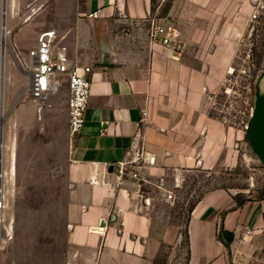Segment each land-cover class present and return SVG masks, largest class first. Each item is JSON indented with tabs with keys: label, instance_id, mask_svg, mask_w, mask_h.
Returning <instances> with one entry per match:
<instances>
[{
	"label": "crops",
	"instance_id": "1",
	"mask_svg": "<svg viewBox=\"0 0 264 264\" xmlns=\"http://www.w3.org/2000/svg\"><path fill=\"white\" fill-rule=\"evenodd\" d=\"M61 4L53 28L80 71L91 67L92 81L84 128L70 138L66 105L63 146L49 169L64 184L66 262L155 264L180 234L159 185L174 193L185 171L231 163L236 132L211 108L224 88L235 40L246 31V2ZM155 14L179 28V57L149 42ZM14 42L22 46L21 35ZM139 152L156 158L144 169L147 182L120 179L113 165ZM187 235V264H264V199L239 202L227 189L210 190L192 207Z\"/></svg>",
	"mask_w": 264,
	"mask_h": 264
},
{
	"label": "rangeland",
	"instance_id": "2",
	"mask_svg": "<svg viewBox=\"0 0 264 264\" xmlns=\"http://www.w3.org/2000/svg\"><path fill=\"white\" fill-rule=\"evenodd\" d=\"M57 1L59 5H55ZM260 1L245 0L246 31L235 40L236 52L224 88L214 97L211 108L212 115L236 132L231 163L184 172L168 212L178 223V243L164 246L155 264L188 263L189 214L206 192L224 188L239 202L264 199V163L253 150L246 133L257 109L258 87L264 98V9L253 17ZM2 3L0 0V37ZM61 3L62 0H6V24L10 32L3 58L2 100L0 95V116L1 103L6 116L0 177L3 202L0 264H67L64 193H61L64 184L55 181L49 172L64 142L67 96L65 88L50 96L40 113L37 103L27 92L29 51L36 46L39 33L53 27V13H63ZM38 4V11L32 14L30 9ZM157 5L155 1L154 10L158 9ZM20 35L23 44L17 46L14 40ZM58 38L57 33L55 46L67 43ZM2 47L0 43V70Z\"/></svg>",
	"mask_w": 264,
	"mask_h": 264
},
{
	"label": "built area",
	"instance_id": "3",
	"mask_svg": "<svg viewBox=\"0 0 264 264\" xmlns=\"http://www.w3.org/2000/svg\"><path fill=\"white\" fill-rule=\"evenodd\" d=\"M38 7L39 4L34 5L30 12L35 14L39 9ZM263 9L264 1L261 0L253 11V17L256 18ZM91 16L97 17L98 13L95 12ZM6 27L4 28L1 25L2 30ZM56 36L57 32L53 27L41 31L36 46L29 51L30 67L28 73L30 82L27 92L37 103L38 112L41 113L49 97L59 93L66 87L69 135L71 139H75L82 132L86 121L85 115L92 84L89 77L91 67H82L83 70L80 71L77 61L70 57L68 47L66 45H54ZM148 38L151 44L159 45L170 51L174 57H179L182 53L184 43L179 28L171 19L157 14L152 16L149 19ZM155 161L154 155L139 152L135 158L118 161L113 167L116 168L120 179L131 177L147 182L144 178V169L153 165ZM159 186L165 190L166 200L173 202L175 200L173 191L166 190L163 183ZM2 207L3 202L0 199V237L2 236Z\"/></svg>",
	"mask_w": 264,
	"mask_h": 264
},
{
	"label": "water",
	"instance_id": "4",
	"mask_svg": "<svg viewBox=\"0 0 264 264\" xmlns=\"http://www.w3.org/2000/svg\"><path fill=\"white\" fill-rule=\"evenodd\" d=\"M6 1L2 3V26L6 27ZM5 49L2 47V59H1V70H0V95L2 100V92L4 90V55ZM257 109L255 114L249 121L246 133L249 143L251 144L253 150L258 155L262 163H264V98L260 95V87L257 88ZM6 116H0V177L2 176V147H3V128ZM1 188V182H0Z\"/></svg>",
	"mask_w": 264,
	"mask_h": 264
},
{
	"label": "bare ground",
	"instance_id": "5",
	"mask_svg": "<svg viewBox=\"0 0 264 264\" xmlns=\"http://www.w3.org/2000/svg\"><path fill=\"white\" fill-rule=\"evenodd\" d=\"M9 32H10V30L8 29V27H6V29L3 28V30H2V36L0 38V43L3 45V49H5V46L7 45L6 39H7V35ZM4 115H5V113L3 111V105L1 103V116H4ZM13 168H14V166H13Z\"/></svg>",
	"mask_w": 264,
	"mask_h": 264
},
{
	"label": "trees",
	"instance_id": "6",
	"mask_svg": "<svg viewBox=\"0 0 264 264\" xmlns=\"http://www.w3.org/2000/svg\"><path fill=\"white\" fill-rule=\"evenodd\" d=\"M187 240H188V235H187ZM188 258H189V250H188Z\"/></svg>",
	"mask_w": 264,
	"mask_h": 264
}]
</instances>
